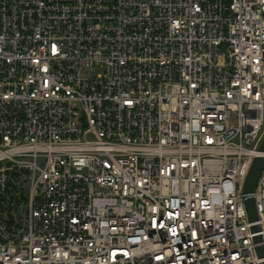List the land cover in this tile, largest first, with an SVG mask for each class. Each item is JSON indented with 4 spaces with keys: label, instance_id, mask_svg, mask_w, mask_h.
Segmentation results:
<instances>
[{
    "label": "built area",
    "instance_id": "2783aa9c",
    "mask_svg": "<svg viewBox=\"0 0 264 264\" xmlns=\"http://www.w3.org/2000/svg\"><path fill=\"white\" fill-rule=\"evenodd\" d=\"M263 141L264 0H0V264H264Z\"/></svg>",
    "mask_w": 264,
    "mask_h": 264
},
{
    "label": "water",
    "instance_id": "95a60500",
    "mask_svg": "<svg viewBox=\"0 0 264 264\" xmlns=\"http://www.w3.org/2000/svg\"><path fill=\"white\" fill-rule=\"evenodd\" d=\"M259 152L262 155L264 154V141L259 148ZM263 168H264V156H259L255 158L244 184V194L246 195L245 203H246V208L250 222H255L258 219L256 204L252 195L256 191ZM258 229H259L258 227L253 228V231L256 232L258 231ZM261 241H262L261 237L255 239L256 243H260ZM257 252L260 257H264V247L258 248Z\"/></svg>",
    "mask_w": 264,
    "mask_h": 264
},
{
    "label": "rangeland",
    "instance_id": "374dc122",
    "mask_svg": "<svg viewBox=\"0 0 264 264\" xmlns=\"http://www.w3.org/2000/svg\"><path fill=\"white\" fill-rule=\"evenodd\" d=\"M27 190H28V187H27Z\"/></svg>",
    "mask_w": 264,
    "mask_h": 264
}]
</instances>
